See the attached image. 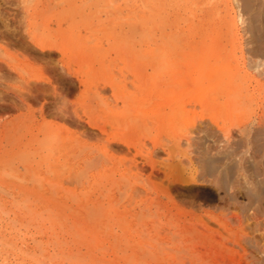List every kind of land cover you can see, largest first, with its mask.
I'll return each instance as SVG.
<instances>
[{"label": "rangeland", "instance_id": "obj_1", "mask_svg": "<svg viewBox=\"0 0 264 264\" xmlns=\"http://www.w3.org/2000/svg\"><path fill=\"white\" fill-rule=\"evenodd\" d=\"M150 2L0 0V264H34L38 259L41 263L36 264H77L73 256L81 259L80 264H264V201L261 207L258 203L248 207L245 189L236 190L235 204L224 191H213L209 185L173 188L178 207L188 212L176 217L181 225L189 227L195 215L207 211L229 214V223L243 238L241 244L226 239L230 246L221 251L216 241L222 240L220 235L212 241L182 238L183 229L171 218L176 206L169 203L171 213L165 204L155 205L157 193L147 191L139 177L143 173L147 179L163 180V171L153 169L149 158L166 160L169 156L160 147L167 145L183 159L188 141L196 139L200 145L203 136L207 144L235 147L237 159L245 157L241 164L248 165L244 155L248 146L230 147L226 137L232 136L233 143L241 139L264 111L261 85L256 101L244 103L239 115L232 112L228 92L235 43L216 24L200 26L205 3L176 0L171 7L188 14L178 27L167 29L165 10L157 15ZM193 24L198 27L193 29ZM165 30L167 44L162 39ZM243 48L246 69L255 72L250 67L251 45ZM41 72L54 83H43ZM78 78L88 87L80 86ZM157 84L163 90L157 91ZM27 103L35 108L37 122ZM42 107L49 120L66 121L88 136L78 138L56 126H43ZM77 113L85 121H78ZM89 120L131 148L115 141V156L108 160L107 134L89 126ZM205 130L220 140L205 137ZM156 148L159 152L153 156ZM261 152L256 155L260 159ZM193 156L199 158V153ZM15 205L37 210L39 222L25 224V229L14 225ZM240 223L246 226V236ZM210 225L225 231L218 223ZM50 252L61 258L50 260L54 256ZM67 257L74 262L65 261Z\"/></svg>", "mask_w": 264, "mask_h": 264}, {"label": "bare ground", "instance_id": "obj_2", "mask_svg": "<svg viewBox=\"0 0 264 264\" xmlns=\"http://www.w3.org/2000/svg\"><path fill=\"white\" fill-rule=\"evenodd\" d=\"M136 1H138V0H133V3ZM143 1H149V0H143ZM150 1L152 2V5H151V2L149 4L151 6H153V12L156 13L157 15L161 14V12L163 10H165V12H166L165 13V21H166L167 29L178 27L180 25L181 19L188 14V12L186 10H181L180 7L179 8L178 7H175V8L171 7L172 4L176 0H150ZM197 1H200L203 4L205 3L204 7L202 8L201 13H200V16L202 18V21H200V24H201L200 26L207 27V26H211L213 24L214 25L216 24V26L219 29H221L225 34L232 36L233 42L235 43V46H234L235 58H234V60L236 62H234V64L235 63L236 64H235V68L233 69L232 79L229 83L228 94L232 95V97H233V101H232V108H233L232 110L233 111L232 112L236 115H239L241 113V110H242V105L244 103H247V102L256 101V98H258V96H257L258 89L261 85H264L262 82V79H260L261 76L264 78V61H263V57H264V0H197ZM211 1H213V3H211ZM171 8H173L175 10L172 12V11H170ZM215 21H218V23H213ZM197 25L198 24H196V25L193 24L192 25L193 29H195ZM193 29H191L190 31H192ZM167 31L168 30H165V32L162 36L163 42L166 44L170 42ZM246 43L248 44V46L251 45V48L249 49V53L252 56L251 62H250V67H251V69L255 70V72H249L246 69L247 64H248V58H247L246 53L244 52V48H243V45L244 44L246 45ZM222 46L223 45H221V47ZM193 49H196V48H193ZM196 50L199 51V53L202 52L201 48H197ZM42 69H44V68L42 67ZM42 72H41V75H42ZM43 75L41 76L43 83L44 82L50 83V84L54 83L53 79L50 75H48L46 73H44ZM78 82H79L80 86H82L84 88L88 87L87 82L84 81L83 79H79ZM53 86L55 88V92L57 93L58 92L57 86H55V85H53ZM156 90L157 91L163 90L161 88L160 84H157ZM28 91H30V90H27V92ZM60 96H61V94H60ZM65 100H67V98ZM27 104H28V106H27L28 107V113H29L30 117H32L31 119H33L34 122H37V116L35 115V112H36L35 108H33L32 104H29V103H27ZM25 106H26V104H25ZM40 112H41L42 122H44L43 126L45 124L52 125L54 127L56 126V128L57 127L60 128L59 130H61V131L63 130L64 132L66 131V133H71V134L75 133L78 138H83V136H85V137L88 136V134L85 131H81V132H80V130L77 131L71 125L67 124L66 121L62 123V122L51 120V119L49 120L43 111V107L40 109ZM62 113H64V112H62ZM21 115H23V114H21ZM76 116H77L78 121H85V119L83 118L82 115L77 113ZM62 118H64V117H62ZM65 118H66V116H65ZM87 123L92 128L99 129L103 134H107V138L105 139V143H104V153L106 154V157L108 158V160L109 159L111 160V157L115 156L112 153V152H114V150L112 151V149H113L112 144L115 141H117L116 143L119 142V143H122V145H125L128 148H131L132 145L129 144L126 140H120V139L112 138L110 136L109 132L107 133L106 127L98 125L97 123H94L91 120L87 121ZM250 123H251V125H253V128L249 129V131H247L248 133L246 132V134L241 139H239L238 141L233 143L232 142L233 141L232 136L229 135L226 137L228 144L230 143V147L231 146L240 147L243 145L248 146L247 150L244 151L245 153L243 152L244 155L246 154V157L248 158L247 159L248 165L243 166L242 165L243 163L241 164V161H244L243 159L245 157L242 156V160L237 159L238 152H237V149L235 147H233L231 150L230 148L226 149V148L218 147L217 145H215V142H214V144H207L206 142H204L205 138L203 136V137H200V142H201L200 145L198 144V142H196V139L192 141L191 140L192 138H191L190 141H188L189 147L186 149L185 153L183 154L184 155L183 159H180L179 158L180 156L177 157V155L175 157L173 150L167 145L160 147V149H162L169 156L168 158H166V160L159 162L157 159L149 158L151 160V161H149V163L153 169L159 168L160 170L163 171V174H164L163 180H161V179L160 180H153L152 178L147 179L144 177V175H142L143 173H139V177H142V179L144 180L143 186H145L146 190L151 191V192L153 191V192L157 193V195H158L157 201L156 200L154 201V200L150 199V197H149L150 200L155 202V205H156V203H158L157 205L159 207L160 205L165 204L166 205L165 207H167L168 209H169V206H168L169 203H172L176 206L177 213L176 214L173 213V216H171V218L173 219V221H175V223H174L175 226H177L178 228L180 227L179 229H181V228L183 229L182 232H184V233L182 235L183 237L181 236L182 238H184V235L186 237L189 236L192 238L200 237L201 239H202V237H208L212 241V239L218 238V237H216L217 235H220L222 237V240H216L218 242L219 246H221L220 249L230 246V245L229 246L227 245L229 243H226V241H225L226 239L230 240V242H233L236 244L237 243L241 244V238H243V237H240L237 230L235 232V230L233 229V227L229 223L228 218H230V217H228V215H229L228 213L226 214L223 212L222 214H216L214 212L207 211L205 215H200V214L195 215L194 214L195 217H193L194 219L189 222V224H190L189 227H187L186 224L181 225L179 222H177V219H179V218H176V217H181L182 215H186V214H188V212L186 210L178 207L177 200L175 199V196L173 195V188H175L177 186H181V185L187 186V185H191V184L192 185H209V188L212 189L213 191L214 190L224 191L228 195V198H229L228 200H231V202L235 203V204H236L235 201L237 200L236 194H235L236 190L238 191V189H240V190L245 189L247 194H248V198H249V202H250L248 204V207L249 206L253 207L252 205H254L256 203H258L259 204L258 206L261 207L262 202L264 201V158H262L263 159L262 160V159L258 158V156H256V155H258V153L262 154V152H261V149H262L263 150V157H264V148H262L263 146L261 145L262 141H264V111H263V114L261 116H259V118L256 121H251ZM40 127H41V125H40ZM199 132L202 134V130ZM210 132H211V130H208V132L206 131L205 137H211L217 141L219 139V135H217L215 133H210ZM228 133L225 132V134H227V135H228ZM84 142H86V141H84ZM262 144L264 145V143H262ZM195 146H196V148H195ZM157 150L158 149L156 148L155 151L152 152L153 156L156 155ZM158 152H159V150H158ZM197 152L199 153V158H197V157L194 158L193 153H197ZM183 155H182V157H183ZM92 159H95V158H92ZM254 160H255V162H254ZM90 161H91V159H90ZM132 161H134L133 165L138 169L139 166L137 165V163H138L137 160L133 159ZM92 162H93V160H92ZM90 168H91V166H90ZM137 171L140 172L139 170H137ZM261 171H262L261 175L263 176V178L260 177L259 172H261ZM138 172H136V173H138ZM80 177H82V176H80ZM76 178H78V177H75V179ZM137 181H141V180L139 179ZM136 184H137V182H136ZM142 184H143V182H142ZM140 186H142V185H140ZM160 196H161V198H162V196L167 197L169 199V201L166 203L165 202L163 203V200L160 199ZM145 201H147V200H145ZM151 204H153V203H151ZM15 207L17 209L14 212H12V213H14V218L11 217V220L16 222V223H14V225H17L19 223L20 225L25 226V224L27 225L29 223L30 224L35 223V222L37 223V221H38L37 220L38 215L36 213L37 210L36 211L33 210L34 208H32L31 206H29L31 208H23L22 206H19V205H15ZM169 210L172 213V209H169ZM8 211H9V209L7 210V212ZM9 212H8V214H9ZM193 212L196 213L195 211H193ZM235 216L237 218H240V215L238 213H235ZM9 218H10V216H9ZM9 218H8V220H10ZM186 220H188V216H187ZM210 222L218 223L219 226L221 228H223V230H225L224 232L228 233L229 235L228 234L224 235L223 234L224 232L220 231L221 229L216 230V229L212 228L210 225ZM171 223H172V221H171ZM8 224H10V223L8 222ZM19 224H18V226H19ZM29 225H27V226H29ZM35 226L38 227L39 225L36 224ZM241 226H243V224L240 225V229L244 231V229H245L244 227H246V226H243V227H241ZM25 228H26V226L24 227V229ZM172 228H174V226ZM178 228L175 227L176 230ZM20 229H21V227H20ZM242 233L241 234L245 235V236L248 234V233H245V231ZM20 234H22V233H20ZM25 234H27V233L25 232ZM19 237H22V236H19ZM2 239L3 238H1V241H3ZM26 239H27V237H26ZM19 240H15V241L18 242ZM1 241H0V245H2ZM203 243H204V241H203ZM200 244H202V243L200 242ZM41 245L42 244H40V247H41ZM5 246H9L8 248L11 247L10 244H6ZM37 246H38V244H37ZM198 246H200L199 243H198ZM2 247H3V245H2ZM207 248H209V247H207ZM0 249H1V247H0ZM209 250H210V248H209ZM227 250H229V249H227ZM18 251H19V249H18ZM221 251H222V249H221ZM27 252H24V253L26 254ZM41 252H42V250H41ZM207 252H208V250H207ZM238 253H239V250H238ZM245 253H246V250H245ZM7 254H9V253H7ZM32 255H34V254H32ZM50 255H54V256H50L51 258L56 257L55 256L56 254H51V252H50ZM29 256L30 255L25 256V257H28V259H29L31 257V256L30 257ZM62 256L64 257V255H62ZM67 256H69V255H67ZM25 257H23V258H25ZM33 257L36 259L38 258V257H35V255ZM57 257L61 258V256H59V255ZM65 257H66V255H65ZM43 258L45 259V257H43ZM53 258L52 259L49 258V259L53 260ZM56 258H54V260H57ZM73 258H70V260H69L67 257V260L66 259H64V260L68 261V262L71 261V263L75 261V263L80 264L81 259H76L74 256H73ZM31 259H32V257H31ZM72 259L74 261H72ZM50 260H48V261H50ZM234 260H236V259L234 258ZM34 261L35 260H33V262ZM39 261H40V259L36 260V263ZM24 262L25 261H22V263H24ZM44 262L45 261H43L42 264H44ZM36 263L34 262V264H36ZM39 263H41V262H39ZM13 264H15V263H13ZM52 264H53V262H52Z\"/></svg>", "mask_w": 264, "mask_h": 264}]
</instances>
